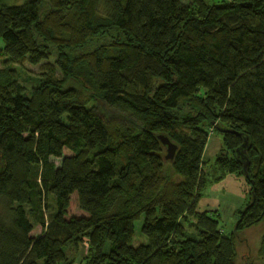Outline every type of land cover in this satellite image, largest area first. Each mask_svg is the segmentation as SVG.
<instances>
[{
    "label": "trees",
    "instance_id": "obj_1",
    "mask_svg": "<svg viewBox=\"0 0 264 264\" xmlns=\"http://www.w3.org/2000/svg\"><path fill=\"white\" fill-rule=\"evenodd\" d=\"M0 62V264H234L258 223L264 264V0H0ZM227 173L248 189L224 233L196 204Z\"/></svg>",
    "mask_w": 264,
    "mask_h": 264
},
{
    "label": "rangeland",
    "instance_id": "obj_2",
    "mask_svg": "<svg viewBox=\"0 0 264 264\" xmlns=\"http://www.w3.org/2000/svg\"><path fill=\"white\" fill-rule=\"evenodd\" d=\"M8 1L18 2L20 0H8ZM181 1L186 2L187 0H181ZM51 61L52 59L49 62ZM41 64L42 62L35 65H31L24 62L21 65V67H19L20 70L17 71L18 81L25 86H29L33 84V77L43 70ZM55 73L58 74L57 69H55ZM70 83L72 85L75 84L72 81ZM219 139L220 136L216 132H211L208 135L207 141L204 145L202 152V158H201L202 160L206 162L211 161L212 154H209V150L211 153L213 147L215 146V141ZM69 153L70 152L66 149L62 150V155H68ZM49 160L54 162L55 165H58L60 158L49 157ZM247 189H248V184L244 180L243 176L234 173H227L223 177V179L219 180L218 182L206 183L202 191L204 196L210 198L219 197L221 200L219 211H217V213H219L218 226L224 233H229L230 231L233 230L234 222H235L234 211L238 208H241L244 205ZM232 193L235 195H232ZM236 198H239L240 202H237ZM51 200L53 201L52 196H51ZM44 201L48 205H50L49 197L45 198ZM231 202L237 204L236 206L237 208H235V210H231L227 208V205H230ZM47 211H49V209ZM71 215L74 216L86 215L85 211L77 207L75 192H72L71 195L69 196L65 217ZM141 221H142L141 216L133 220V235L131 239V245L133 246L137 245L138 243L146 242L145 236L140 233ZM262 230H263V224L258 223L257 225H253L250 227H244L236 233V240L234 246L237 255L235 257L234 264H243V260L246 258L251 262H253L254 264L261 262L257 256V248ZM74 264H78V263H74Z\"/></svg>",
    "mask_w": 264,
    "mask_h": 264
},
{
    "label": "crops",
    "instance_id": "obj_3",
    "mask_svg": "<svg viewBox=\"0 0 264 264\" xmlns=\"http://www.w3.org/2000/svg\"><path fill=\"white\" fill-rule=\"evenodd\" d=\"M219 144H220V139L215 141V146L213 147L211 153L209 150V154H212V158H213L214 154L216 153L217 149L219 148ZM232 195H235V194L232 193ZM236 201L240 202L239 198H236ZM220 204H221V200L219 197L218 198L217 197L216 198L206 197V196H204V194L202 192V195L199 197V199L197 201L196 210L201 211V210H205V209H210V210H216V212H217V211H219ZM236 206H237L236 203L231 202L230 205H227V208H229L231 210H235V208H237ZM218 215H219V213H218Z\"/></svg>",
    "mask_w": 264,
    "mask_h": 264
},
{
    "label": "water",
    "instance_id": "obj_4",
    "mask_svg": "<svg viewBox=\"0 0 264 264\" xmlns=\"http://www.w3.org/2000/svg\"><path fill=\"white\" fill-rule=\"evenodd\" d=\"M217 127V126H216ZM217 130L219 131H225V129L223 128H219L217 127ZM240 135V133H238ZM157 139L159 140V142L164 146V159H170L173 156L174 150H175V144L172 143L165 135L163 134H157ZM247 142V137L243 136L242 137V143L240 145V147H244L245 144ZM238 151V150H237ZM236 151V152H237ZM238 157L241 160L245 159V156L243 154H241L240 152H238ZM246 163H243V165H241V170L244 169Z\"/></svg>",
    "mask_w": 264,
    "mask_h": 264
}]
</instances>
